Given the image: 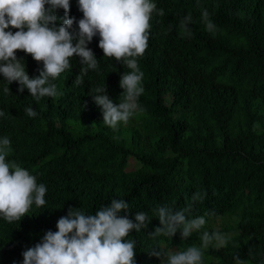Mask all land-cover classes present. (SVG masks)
I'll list each match as a JSON object with an SVG mask.
<instances>
[{"label": "trees", "instance_id": "16d2710c", "mask_svg": "<svg viewBox=\"0 0 264 264\" xmlns=\"http://www.w3.org/2000/svg\"><path fill=\"white\" fill-rule=\"evenodd\" d=\"M148 48L138 57L144 73L143 94L127 124L116 129L103 123L92 88L107 87L116 103L119 82L130 71L122 62L105 57L99 35L88 44L98 69L74 81L80 57L71 70L52 81L61 95L37 103L18 82L8 87L0 74V138L11 141L9 161L15 160L37 183L47 187L46 204H35L20 221L0 216V264H23V252L41 243L47 231L69 208L95 214L112 199H124L122 211L135 222L140 212L151 222L128 239L135 240L136 264H161L153 247L185 250L193 245L178 231L174 237L149 236L161 226L154 209L180 210L191 205L189 218L204 216L203 231H227L228 244L203 250V264H264V0H152ZM67 17L56 11L57 24L74 17V31L83 18L78 0H70ZM50 7V6H49ZM163 9L164 15L157 12ZM215 25L206 30L202 12ZM192 35L180 22L188 15ZM8 30L13 33L15 28ZM70 30V31H72ZM30 78L43 68L29 54L17 51ZM31 106L37 115L29 117ZM134 159L138 166L128 169ZM127 162V164H125ZM200 193L202 199L193 201ZM221 227L212 229L211 221ZM198 233V232H197ZM199 246V245H198ZM160 251L159 248L155 249Z\"/></svg>", "mask_w": 264, "mask_h": 264}, {"label": "clouds", "instance_id": "9594fccd", "mask_svg": "<svg viewBox=\"0 0 264 264\" xmlns=\"http://www.w3.org/2000/svg\"><path fill=\"white\" fill-rule=\"evenodd\" d=\"M78 5L83 18L78 21V31H74V17L57 24L56 11L62 8L67 17L71 10L70 0H0V74L7 81L3 92L11 94L8 85L18 82L19 91L22 93L27 88L37 103L43 97L61 95L52 81L71 70L74 56H79L83 65L74 84L82 85V76L98 69V59L88 44L99 35V47L104 56L130 69L121 76L119 85L123 92L118 103L109 97L107 87L91 89L95 104L102 110L103 123L116 129L121 122L127 124L138 110L143 111L138 99L144 92V73L137 58L148 48L150 21L157 6L152 0H78ZM157 15L163 16V9ZM202 20L206 30L214 33L215 25L206 9L202 12ZM191 21L189 14L180 22L187 37L192 35L188 28ZM10 27L17 31L13 33L8 30ZM17 51L42 62L38 76L29 77L24 62L17 58ZM25 113L33 118L37 115L31 106L25 108ZM4 115L0 111V116ZM11 151L10 139L0 138V216L8 223L27 216L33 204L43 207L47 192L43 183H37L35 175L15 160L7 159ZM192 199L197 201L202 197L197 192ZM129 207L124 199H112L95 214L69 208L67 216L58 220L57 231H47L41 243L23 252V264H136V241L128 237L133 230L139 232L147 228L151 220L145 212L138 213L135 222L120 214ZM191 211V205L180 210L169 206L154 209L161 226L149 236L172 238L180 231L186 240L193 232H200L206 219L204 216L189 218ZM200 241L199 246L193 244L185 250L153 247L149 254L159 258L161 264H203V250L210 245L217 250L225 247L228 237L219 231H203ZM234 259L236 264H243L239 254Z\"/></svg>", "mask_w": 264, "mask_h": 264}, {"label": "rangeland", "instance_id": "374dc122", "mask_svg": "<svg viewBox=\"0 0 264 264\" xmlns=\"http://www.w3.org/2000/svg\"><path fill=\"white\" fill-rule=\"evenodd\" d=\"M125 164H127V162H125ZM128 169H133V168H136L138 166V163L134 160V159H130V161L128 162ZM212 225V229H218L221 227V222H220V219L217 218L216 220H213L211 221L210 223ZM209 232V231H208ZM211 233V232H210ZM222 234H226L227 231H222L221 232ZM200 232H193V234L189 237V241L194 244V245H200L201 244V241H200ZM166 250H172V249H169V248H166ZM175 251V250H173Z\"/></svg>", "mask_w": 264, "mask_h": 264}]
</instances>
